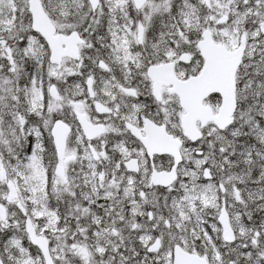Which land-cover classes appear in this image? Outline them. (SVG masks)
<instances>
[{
	"label": "snow or ice",
	"instance_id": "6c2138e0",
	"mask_svg": "<svg viewBox=\"0 0 264 264\" xmlns=\"http://www.w3.org/2000/svg\"><path fill=\"white\" fill-rule=\"evenodd\" d=\"M0 264H264V0H0Z\"/></svg>",
	"mask_w": 264,
	"mask_h": 264
}]
</instances>
